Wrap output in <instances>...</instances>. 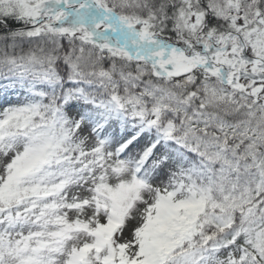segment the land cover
<instances>
[{"label":"snow or ice","instance_id":"6c2138e0","mask_svg":"<svg viewBox=\"0 0 264 264\" xmlns=\"http://www.w3.org/2000/svg\"><path fill=\"white\" fill-rule=\"evenodd\" d=\"M0 264H264V0H0Z\"/></svg>","mask_w":264,"mask_h":264}]
</instances>
